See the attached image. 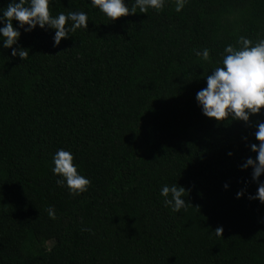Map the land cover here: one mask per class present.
I'll return each instance as SVG.
<instances>
[{
	"label": "trees",
	"instance_id": "trees-1",
	"mask_svg": "<svg viewBox=\"0 0 264 264\" xmlns=\"http://www.w3.org/2000/svg\"><path fill=\"white\" fill-rule=\"evenodd\" d=\"M175 2L109 21L89 0H51L53 16L86 11V29L56 47L54 30H21L22 60L0 47V264H264V204L235 197L257 188L239 168L254 129L194 99L225 45L264 38V0ZM58 148L87 191L56 183ZM163 184L186 188V208L163 204Z\"/></svg>",
	"mask_w": 264,
	"mask_h": 264
},
{
	"label": "clouds",
	"instance_id": "clouds-1",
	"mask_svg": "<svg viewBox=\"0 0 264 264\" xmlns=\"http://www.w3.org/2000/svg\"><path fill=\"white\" fill-rule=\"evenodd\" d=\"M93 8H97L109 21L121 16L136 13H147L149 8L159 11L165 5V0H134L129 8L127 0H89ZM186 0H176L175 8L180 11ZM51 0H8L7 6L0 9V47L10 48V56H18L21 60L29 55V51L18 43L21 30L31 32L39 27L44 31L54 30L51 36L52 45L56 47L61 39H68L78 28L86 29L88 13L81 10L58 12L55 16L50 13ZM13 21H16L14 26ZM239 47L227 44L221 53L219 64L203 75L204 86L195 92V102L201 113L215 121L239 120L245 126L254 130L251 133L256 143L248 142L246 146L255 157L248 156L239 165L241 169L251 167V180L257 184L254 193H248L245 187L235 192V197L245 195L247 199H256L264 204V180L260 179L264 173V119L250 120L255 114L264 116V38L253 42L245 36L237 39ZM16 45V47H12ZM203 60L209 59V50H194ZM247 141V136H242ZM231 156L232 152L228 151ZM71 151L58 148L52 156V173L57 176L56 183L67 188L73 195L87 191L90 179L77 170L73 163ZM227 182L222 187L228 188ZM186 188L177 184H163L159 194L163 197V204L172 212H179L186 208ZM49 216H54L52 207L48 209ZM264 223V217L259 220ZM221 226L215 228L217 236H221Z\"/></svg>",
	"mask_w": 264,
	"mask_h": 264
}]
</instances>
